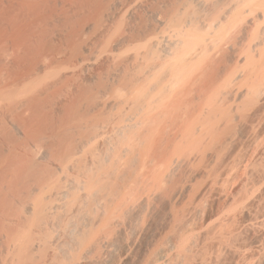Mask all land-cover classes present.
<instances>
[{"label":"bare ground","instance_id":"bare-ground-1","mask_svg":"<svg viewBox=\"0 0 264 264\" xmlns=\"http://www.w3.org/2000/svg\"><path fill=\"white\" fill-rule=\"evenodd\" d=\"M0 264H264V0H0Z\"/></svg>","mask_w":264,"mask_h":264},{"label":"rangeland","instance_id":"rangeland-1","mask_svg":"<svg viewBox=\"0 0 264 264\" xmlns=\"http://www.w3.org/2000/svg\"><path fill=\"white\" fill-rule=\"evenodd\" d=\"M243 125H244V124L242 123V125L239 127V128H241L242 130H241V129L239 130V129L237 128V127H238V126H237V127H236V131L233 130L232 132H234V133H231V134L235 135V137H236V134H237V136L239 135L238 137H241L242 134H243V133L246 131V129H247V128H246L247 126H245L246 123H245L244 126H243ZM243 127H244V128H243ZM233 129H234V128H233ZM237 130H239V131H237ZM235 132H237V133L235 134ZM238 132H239V133H238ZM245 133H246V132H245ZM233 135H232V136H233ZM238 137H236V138H238ZM240 143H241V142H240ZM219 144H220V143H219ZM219 144H218V146H216V150L214 149V151H218V152H220V151H229V152H230V151H235V150H236V151H241V150H243V147H242V146H245V147H244L245 149H244L243 151H251V147H252V145L250 144V142H248V143L246 142V143H245L246 145H244V143H243L242 145L240 144V146H237L238 149H237V148L235 149V146H236V145L231 144V143H229V144H231V145L228 146V143H227L226 145H223V147H221V148H220V145H219ZM241 147H242V148H241ZM240 148H241V149H240ZM239 149H240V150H239ZM218 152H217V154H218V155H217V158L215 157V159H214V160L212 161V163H211L212 167H215V170H216V169H217V170H218V169L220 170V153H218ZM229 152H226V153H229ZM216 203H217V201H216V202H213V204H212V207L214 206L213 209H215V207H216V205H217ZM209 208H210V207H209ZM211 209H212V208H211ZM209 210H210V209H209Z\"/></svg>","mask_w":264,"mask_h":264}]
</instances>
